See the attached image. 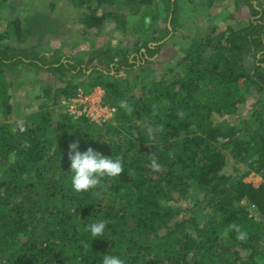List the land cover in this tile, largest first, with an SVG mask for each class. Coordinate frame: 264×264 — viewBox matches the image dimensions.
Listing matches in <instances>:
<instances>
[{
  "label": "trees",
  "instance_id": "16d2710c",
  "mask_svg": "<svg viewBox=\"0 0 264 264\" xmlns=\"http://www.w3.org/2000/svg\"><path fill=\"white\" fill-rule=\"evenodd\" d=\"M71 1L81 41L66 51L42 45L57 23L13 17L0 0V264H98L110 252L127 264H264V1L233 0L249 18L224 30L203 12L207 32L188 39L176 64L156 59L184 25L180 0ZM128 13L151 39L127 27ZM105 24L141 41L133 51L97 46ZM33 84L36 103L18 114L22 87ZM96 87L114 108L109 120L64 111L63 99ZM248 103L245 119L213 121ZM74 141L118 158L123 171L74 191ZM98 219L110 221L106 237L92 239L83 226Z\"/></svg>",
  "mask_w": 264,
  "mask_h": 264
},
{
  "label": "rangeland",
  "instance_id": "374dc122",
  "mask_svg": "<svg viewBox=\"0 0 264 264\" xmlns=\"http://www.w3.org/2000/svg\"><path fill=\"white\" fill-rule=\"evenodd\" d=\"M50 1L51 0H9V5L13 7V17L19 14L28 16L42 14L46 17L47 21L52 23L54 26L57 23L56 33H54V35H46L42 40V45H44V40H48V46L64 44V50L68 51L72 45V42L81 41V36L79 35L81 26L78 25L75 21V14L78 13L77 11L79 10L75 8L74 5H72L71 0H54L55 5L53 8H50L49 6ZM187 1L188 0H180V3L182 2V7L180 9V15L182 19H180L182 23L184 21V25H182V27L178 30V35L172 36L170 42L161 48L160 53L156 59L157 64L162 61H166L169 64H176V62L182 55V49L188 43V39H190L191 37L203 35L207 32V23L203 21L204 19L199 18L200 16H202L203 12H209L210 14H212V16H210V25H217V28L220 30H224L227 24H232L234 22L245 23L249 18L246 7H241L240 9L235 10L233 0L216 1V3L214 4V8H207V3H205L204 0H192V3H196L198 1L200 2L193 5L195 10L192 9L193 7L190 4H187ZM228 14H232L233 19H229L227 17ZM138 17L139 16L137 15L130 17L128 13L126 18L128 22L127 27L134 29L139 38H142L143 40L151 39L150 30L142 29L143 26L138 23ZM184 18H187L186 21L184 20ZM156 24L161 26L162 22L158 21ZM103 29V31H105L106 33L95 38L97 46L101 45L102 43L111 41L112 45L120 43V46H125L130 51H133L135 46L139 44L138 42L141 41V39L135 37L134 35H122L120 30L114 29V25L105 24ZM3 30V27L0 25V32ZM87 34L89 37H92L91 34ZM181 34L184 37L179 36ZM34 39H32V42L30 43H33ZM86 47L87 44H82L80 46V48ZM154 67L156 72L160 73V65H155ZM32 75L36 78L42 77L38 72ZM15 79L17 78L15 77ZM37 90H39V84H33L31 85V87H22V93L16 100L18 114H21L25 112L27 108L34 106L33 103H36L34 94ZM250 105L251 104L248 103L242 106L238 114L225 115L221 118L216 117L213 119V121L217 122V120L219 119L220 121L225 119V121L230 125L235 124L239 119H245L248 116ZM239 167H242V165H239Z\"/></svg>",
  "mask_w": 264,
  "mask_h": 264
},
{
  "label": "clouds",
  "instance_id": "9594fccd",
  "mask_svg": "<svg viewBox=\"0 0 264 264\" xmlns=\"http://www.w3.org/2000/svg\"><path fill=\"white\" fill-rule=\"evenodd\" d=\"M120 106L128 108L126 101H121ZM68 147V160L71 169L70 183L76 192L93 190L102 182L103 178H115L123 171L122 162L118 158L104 155L91 146L81 150L79 141H74ZM151 164L154 170H158L160 167L156 159H153ZM109 223L110 221L107 219H98L85 224L83 230L89 233L92 239L106 237ZM232 227L238 233V239H246V232L241 231L238 225L233 224ZM98 264H127V262L122 256L110 252L103 254Z\"/></svg>",
  "mask_w": 264,
  "mask_h": 264
},
{
  "label": "built area",
  "instance_id": "2783aa9c",
  "mask_svg": "<svg viewBox=\"0 0 264 264\" xmlns=\"http://www.w3.org/2000/svg\"><path fill=\"white\" fill-rule=\"evenodd\" d=\"M101 97L102 92L100 90L96 91L94 89L88 94L79 91L75 96L63 99L61 104L64 111L73 118L84 115L90 121L99 125L109 120L114 112L113 107L103 104Z\"/></svg>",
  "mask_w": 264,
  "mask_h": 264
},
{
  "label": "crops",
  "instance_id": "0c3cea01",
  "mask_svg": "<svg viewBox=\"0 0 264 264\" xmlns=\"http://www.w3.org/2000/svg\"><path fill=\"white\" fill-rule=\"evenodd\" d=\"M213 8H214V6H213ZM95 90L96 91H99L100 90L102 92V94H103V91L99 87L95 88Z\"/></svg>",
  "mask_w": 264,
  "mask_h": 264
}]
</instances>
